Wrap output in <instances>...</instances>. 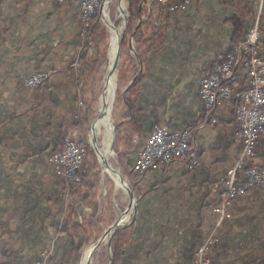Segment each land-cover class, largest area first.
<instances>
[{
    "label": "crops",
    "instance_id": "obj_1",
    "mask_svg": "<svg viewBox=\"0 0 264 264\" xmlns=\"http://www.w3.org/2000/svg\"><path fill=\"white\" fill-rule=\"evenodd\" d=\"M246 1L252 16L245 26L255 19L261 27L264 60V0ZM81 2L0 0V264H39L43 254L50 264H74L88 243L89 226L101 218L99 172L82 170L79 187L72 186L48 162L77 117ZM233 15L232 0H193L169 13L162 46L143 58L145 77L135 103L142 130L132 137L135 148L125 165L134 162L156 124L188 127L199 159L192 171L179 160L144 174L125 170L137 213L119 229L130 237L117 264H195V250L207 242V264H264V190L232 200L228 216L213 212L224 174L243 152L235 140L233 103L209 110L198 97L215 56L230 45ZM42 71L46 84L26 88L24 79ZM249 161L264 170V136Z\"/></svg>",
    "mask_w": 264,
    "mask_h": 264
},
{
    "label": "built area",
    "instance_id": "obj_2",
    "mask_svg": "<svg viewBox=\"0 0 264 264\" xmlns=\"http://www.w3.org/2000/svg\"><path fill=\"white\" fill-rule=\"evenodd\" d=\"M51 1L62 3L65 0ZM158 1L162 5L168 2ZM97 3L98 0H82L80 21L85 23V27ZM190 3L191 0H174L169 10H183ZM258 43L259 31L252 28L238 46L236 54L223 52L215 56L211 69L199 84L198 97L207 109L217 108L225 102L233 103L238 124L235 140L242 144V157L226 170L220 202L213 209L214 214L222 217L228 216L227 207L232 200L252 189L264 190V170L250 161L246 162L254 156L256 142L264 136V60L259 55ZM47 78V72H37L26 77L23 83L28 88H38ZM84 158L85 145L68 138L59 151L50 155L48 162L55 176L71 185H79ZM198 159V153L193 145L190 146L189 134L184 128L156 124L138 150L130 171L144 174L162 165L170 166L176 160L184 162L186 168L192 171ZM210 243H203L195 250V264H207L205 254ZM39 264H50L46 254H43V261Z\"/></svg>",
    "mask_w": 264,
    "mask_h": 264
},
{
    "label": "rangeland",
    "instance_id": "obj_3",
    "mask_svg": "<svg viewBox=\"0 0 264 264\" xmlns=\"http://www.w3.org/2000/svg\"><path fill=\"white\" fill-rule=\"evenodd\" d=\"M119 1H122V0H114V3L110 7V15H111V18L115 20L116 25L122 26L124 29L121 35L122 41H123L124 37L128 35L127 34V31H129L128 28H131L135 25H141L144 30H146L147 27L157 28V27H162L164 25L166 26L167 21L169 20V13H175V12L183 11L187 9L192 4L193 0H191V3L185 9L177 10L173 12L168 9V13L165 12V10L163 9L164 4L162 5L158 0H154V1L153 0H141L138 5L140 15L136 19H133L130 17L128 0H123L125 4V9H123V18H122L123 20L121 18L117 19L116 17L118 14L117 5ZM102 3H104V0H98V3L96 7L94 8L92 15L88 19L89 24L87 27H85L84 22L80 21L82 39L84 42H88L90 45L89 46L90 48L84 51L86 52V57L84 58L85 63H87L88 66H90L91 65L90 59L94 58L97 55V53H100V56L103 58V61H102L101 66L99 67H97V65L90 66V69L93 70V73L87 72L89 70L88 69L85 70L84 68L82 72V65H81V62L79 61L78 69H79L80 75H79V79L76 81V87L78 88V96L76 100L77 117H75V122L78 127L75 130H73V132H71V134L67 137V139L72 138V139H75L76 141H80L81 143L85 145V158H84L82 170L84 171L91 170V169L97 170V172H99L100 174L101 196H102L101 198H103L104 203H103V207L100 205L101 208L99 209L100 211L99 217H103L104 222L107 223L104 228L106 229L107 226H110L113 222L118 220L119 217H121V215L123 214V211L128 206L129 200H128V196L126 195L124 189H122L121 187H116V184L108 176L104 174L101 175L102 168L98 161L97 155L95 154V152H93L94 150L91 148V146L88 143L90 122L97 115L96 107H97L99 98L103 92L104 71H105L107 61H108V48H109V35L110 34L108 32L107 27L104 25L103 21H101L102 16L100 17V14H99L100 6ZM96 11H97L96 21L99 22V25H100L99 30L104 32L105 41H106L105 46L102 47L101 49H97V45H96L98 41L102 42L99 36V33H94V35L92 34V31L88 33V30L91 27V24L93 26L95 24L94 21L92 22L91 18L95 15ZM124 18H126V22H124ZM252 28H257V30L259 31V41H260L261 27L257 24L255 19L249 25L244 38L246 37L247 33ZM137 42H138L137 37L135 38L130 37V42H129L130 47L127 46V48H123V49L120 48V55L122 52V54L124 55V58L128 59V62L124 63V68L122 69L121 68L119 69V63H118V68L116 70L117 92H116V97H115V102H114L113 112H112V122H113L114 127L116 128V133H115V138L113 142V157H111L110 163H109L110 165H112L113 168L119 170V172L122 175V178L124 179L125 183L129 186V188H131L130 184L128 183V179L124 175H126L125 170H128V172L133 175V173L130 171L132 164L130 166H126L125 161H123V163L119 162L118 155L115 150V139H116L118 132L120 136H122V133H121L122 129H119V128L128 116L127 104L125 102V90L130 85L131 79L134 76H136L139 72L141 73L140 62L136 54V50L139 45V43ZM119 61H120V58H119ZM44 84H46V82ZM44 84L41 85L40 87H43ZM40 87L29 88V89H39ZM83 121L84 123H82ZM82 124H84V127H85L84 133L82 131ZM89 152H91L93 156L89 155ZM130 153L127 156H129ZM108 190L109 191L112 190V196L107 197V199H109V201L111 202L110 206L105 205V202H106L105 197L107 196ZM131 190L133 191L135 195L134 190L132 188ZM135 197L137 198L136 195ZM92 243L93 242L89 244L88 243L84 244V249L89 247ZM97 249H96L97 252L94 253L93 255L92 264H112V261L110 262V259L112 260V251H111V248L108 247V244H104L102 245L101 248L99 247ZM81 255L82 254H80L78 258H76L74 264H77Z\"/></svg>",
    "mask_w": 264,
    "mask_h": 264
},
{
    "label": "trees",
    "instance_id": "obj_4",
    "mask_svg": "<svg viewBox=\"0 0 264 264\" xmlns=\"http://www.w3.org/2000/svg\"><path fill=\"white\" fill-rule=\"evenodd\" d=\"M140 1L141 0H128L130 17L133 19L138 18V16L140 15L139 7H138ZM173 1L174 0H168V2L163 6L164 7L163 9L165 10V12L168 13L169 5L173 3ZM232 2H233L234 15L229 21L233 29H232L231 36H230V45L228 49L225 51L227 55L236 54L235 52L238 46L240 45V43L242 42L248 30V27H249V25L246 27L245 23L248 22L252 16V12L246 0H232ZM96 17H97V11L95 12V15L91 18L92 22L94 21L95 24L94 26L91 24V27L89 28L88 33H90L91 31L93 35L94 33H99V36L102 42L98 41L96 45H97V49H101L102 47L105 46V43H106L105 34L103 31L99 30L100 25H99V22L96 21ZM163 27H165V25L162 27H157V28L147 27L146 30H144L141 25H135L131 28H128L129 30L127 31L128 35L124 37L121 43V47H120L121 49L127 48V46L130 47L129 45L130 37L132 38L137 37V40H138L137 43H139V45L136 50V54L140 62L141 73L139 72L136 75L134 81L125 90V102L127 104L128 110L130 111L129 112L130 120L127 123L123 124V126H120L121 128H119V129H122L121 133H123L126 136H120L119 132L117 131L118 134L115 139V150L117 152L120 163H123L125 157L134 148L132 137L134 136L135 133L138 134L142 130L141 112L139 110H136L135 108V103L138 100L140 90H141L140 85H141L142 80L145 77L144 72L142 70V64H143L142 59L144 58V55H146L147 53L158 50L162 46L163 35H162L161 30ZM89 46L90 45L88 42H84L83 50L86 51L87 49L90 48ZM85 57H86V52H84V54L81 57H79V61L81 62V65H82V72L84 68L85 70L86 69L89 70L87 72L93 73V70L90 69V66L97 65V67H99L101 66L102 61H103V58L100 56V53H97V55L94 58L90 59L91 65L88 66V64L85 63V59H84ZM126 62H128V59L124 58V55L121 52L120 61H119V69L124 68V63ZM234 120L237 124L236 119ZM82 123H84V121ZM72 126H73V130H75L78 127L76 125V122H74ZM184 129L188 132V134L190 133V130H188V127H185ZM84 130H85V127H84V124H82L83 133H84ZM66 139H67L66 135L64 133H61L57 139V145L53 152L59 151L64 146ZM189 143H190V146H192V143L190 142V138H189ZM89 155L93 156L91 152H89ZM97 181L98 179H96V182ZM78 187H74L72 188V190L76 189L77 191ZM130 187L132 188V186ZM110 196H112V190L111 191L108 190L107 192V196L105 197L107 203L105 202V205H109V206L111 205V202L109 201V199H107V197H110ZM92 199H96V196L95 195L92 196ZM100 223H102V225L107 224L106 222H104L103 217H101L99 218L98 221L92 223L89 226V231L87 232L89 234L86 240L88 243L94 242L102 234L103 226H101ZM129 237H130V233L127 232L126 230H116L115 233L113 234L111 241H110L111 251H112V264L118 263L119 254L121 250L123 249L124 245L129 241ZM81 251H82V248L78 249V253Z\"/></svg>",
    "mask_w": 264,
    "mask_h": 264
},
{
    "label": "bare ground",
    "instance_id": "obj_5",
    "mask_svg": "<svg viewBox=\"0 0 264 264\" xmlns=\"http://www.w3.org/2000/svg\"><path fill=\"white\" fill-rule=\"evenodd\" d=\"M113 3L114 0H105L103 3L104 7H103V14L101 21H103L104 25L107 27L108 32L110 34L108 61L104 71L103 92L99 98L96 107V112H97L96 114L98 116L96 115V117H94V119L90 122V127H89V145L95 151L98 160H100L101 162L103 160H107L109 163L111 157H113L112 138H113L114 125L112 122V112H113V106L117 92V74L111 71V65L114 61V58L118 50L119 38L121 37L122 32L124 30L122 26H117L115 20L111 18L110 7ZM117 9H118V14L116 17L117 19L120 18L122 19L123 9H125V4L123 0L118 2ZM103 174L108 176L116 184V187H121L118 185L117 175L114 174L111 170L104 169ZM120 218H121L120 223L122 224L126 223L128 220V216H125L123 214L118 219ZM108 237L101 243L102 245L107 244ZM102 245L99 247L101 248ZM96 252L97 251L95 250L94 253ZM88 253H89V247L84 249L77 264H87ZM94 253L92 254L90 264H92Z\"/></svg>",
    "mask_w": 264,
    "mask_h": 264
},
{
    "label": "water",
    "instance_id": "obj_6",
    "mask_svg": "<svg viewBox=\"0 0 264 264\" xmlns=\"http://www.w3.org/2000/svg\"><path fill=\"white\" fill-rule=\"evenodd\" d=\"M105 1V0H104ZM103 3L100 6V17L103 14ZM124 22H126V18H124ZM121 41H122V36L119 38V42H118V50L116 53V56L114 58V61L111 65V71L114 73H116V70L118 68V63H119V58H120V45H121ZM136 76H134L131 81L130 84L134 81ZM115 133H116V128H113V138H112V152H113V142H114V138H115ZM89 143V141H88ZM95 152V151H94ZM96 154V153H95ZM101 168H102V173L104 169H109L111 170L114 174L117 175L118 178V185L121 186V188L124 189L126 195L128 196V206L127 208L123 211V215L128 216V220L126 223H120L121 218L116 220L115 222H113L110 226H108L106 229H104L102 235L95 241L93 242L90 246H89V253H88V261L87 264H90L91 262V257L92 254L94 253V251L100 246V244L108 237V247L111 248V238L113 236V234L115 233L116 230L119 229H125L127 228L129 225H131L134 221V218L136 216L137 213V198L135 197L133 191L131 190V188H129V186L125 183L124 179L122 178L121 173L119 172V170L115 169L112 167V165L109 164V162L107 160H103L102 162L100 160H98ZM130 219V220H129ZM112 260L110 259V262Z\"/></svg>",
    "mask_w": 264,
    "mask_h": 264
}]
</instances>
